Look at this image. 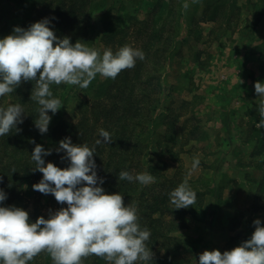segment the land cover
<instances>
[{
	"label": "rangeland",
	"instance_id": "1",
	"mask_svg": "<svg viewBox=\"0 0 264 264\" xmlns=\"http://www.w3.org/2000/svg\"><path fill=\"white\" fill-rule=\"evenodd\" d=\"M91 2L87 45L101 52L126 44L143 52L157 46L168 49L170 57L158 60H164L160 97L175 113L184 112L174 123L176 144H181L179 132L186 116L189 120L185 126L196 128V137L190 136L181 144L182 149L173 147L177 157L167 152L170 138L151 140L144 156L146 161H163L161 170L167 177L182 173L193 187L205 192L203 208L195 217L188 216L186 227L174 232L182 239L183 259L176 264H194L204 250H230L231 238L240 234L252 208L259 206L254 216L264 219V129L255 127L260 116L253 87L254 82L264 81V0H187L188 8L183 7L185 0ZM35 3L0 0V37L12 32L14 22L30 17ZM137 19L143 22L136 23ZM124 27L128 30L127 43L102 36ZM136 28L141 30L137 39ZM157 29L162 32L161 39L153 35ZM103 79L98 74L87 88L64 84L59 92L62 106L54 115L49 114L48 128L59 119L76 121V101L87 98L89 86ZM0 100L4 106L18 103L9 95ZM164 131L162 124L156 127V133ZM49 142L48 130L42 146ZM195 156L200 165L190 172ZM32 185L29 181L23 184L22 198L13 206L27 212L36 207L48 215L52 204L45 194L36 201L39 192ZM259 192L263 197H257Z\"/></svg>",
	"mask_w": 264,
	"mask_h": 264
},
{
	"label": "clouds",
	"instance_id": "2",
	"mask_svg": "<svg viewBox=\"0 0 264 264\" xmlns=\"http://www.w3.org/2000/svg\"><path fill=\"white\" fill-rule=\"evenodd\" d=\"M188 6L185 0L183 7ZM50 23L42 18L26 28L13 26L10 34L0 37V97L13 93L22 80L34 82L31 99L39 106L34 125L41 134L48 130L49 111L54 115L62 106L51 85L87 88L98 74L115 79L122 70L134 67L137 59H144L141 49L127 44L115 52L111 48L101 52L80 40L70 43L67 36L58 38ZM253 87L260 116L255 127L264 129V81L254 82ZM22 114L21 103L0 105V137L13 129L20 131L17 125L23 122ZM111 141L112 134L104 128L98 129V138L91 147L74 144L70 137L61 139L56 151L63 152L62 160L67 159L65 168L46 163L44 157L51 149L35 144L30 159L33 170L42 177L32 188L51 194L66 207L49 211L47 219L37 216L32 222L26 210L3 205L6 193L0 189V264H29L42 251L50 255L52 264H82V259L90 255L110 264L152 261L153 253L146 245L151 232L139 223L136 207L125 205L120 192L109 194L101 187L103 178L98 177L93 159L95 146ZM199 165V157H193L190 172ZM118 175L121 180H135L141 185L155 181L148 171L133 175L121 170ZM169 198L173 209H180L192 206L197 194L186 177L169 192ZM253 224L250 237L238 246L223 252L204 250L194 264H264V226L258 218Z\"/></svg>",
	"mask_w": 264,
	"mask_h": 264
},
{
	"label": "trees",
	"instance_id": "3",
	"mask_svg": "<svg viewBox=\"0 0 264 264\" xmlns=\"http://www.w3.org/2000/svg\"><path fill=\"white\" fill-rule=\"evenodd\" d=\"M92 6L91 0H36L30 17H25L18 23L14 22L13 25L26 28L28 22L33 23L48 18L51 21L49 26L54 28V34L58 38L67 36L70 38V43H75L77 40L86 43L87 9L90 10ZM137 22L143 21L137 19ZM136 31L135 39L141 35L139 28H136ZM153 35L161 39L162 32L157 29ZM102 36L109 40L117 37L116 42L119 44L128 42L125 41L128 37V30L125 27L117 33ZM111 49L115 52L118 48ZM167 50L157 46L151 52L145 51L143 60L137 59L134 67L122 70L115 79L104 78L96 86L90 85L89 96L79 97L76 101L79 118L76 121L59 119L50 129L48 128L50 142L44 147L51 149V153L44 157L45 162H52L57 167L65 168L68 165L67 159L62 160L63 152L56 151L61 139L70 137L74 144L86 143L91 147L98 138L99 128H104L112 134L111 142L95 146L93 159L96 172L98 177L103 178L101 187L105 192L109 194L120 192L125 205L136 207L141 226L150 229L151 235L146 245L153 253V257L148 264H176L183 259L182 239L174 232L186 227L188 216L195 217L203 208L202 196L205 194L193 187L188 180L197 194L196 202L187 208L173 209L169 192L178 186L185 176L177 172L172 177H167L161 170L164 166L163 161L157 159L154 162L144 159L153 139L156 141L159 139L160 142L161 139L170 138L167 152L172 157H177L178 151L173 150V147L178 146L182 149L181 144L187 142L190 136L196 137V128L189 130L185 126L189 120L186 116L179 132L178 139L181 144H176L177 137L173 134L174 123L184 116V112L175 113L169 103L163 104L161 101V68L164 60L170 57ZM162 58L164 60L160 63L158 60ZM33 86L34 82L22 80L13 93L8 94L22 104L25 114H22L23 122L17 125L20 131L13 129L5 137H0V189L6 193V199L2 202L5 206H13V202L22 198L24 183L29 181L34 184L42 177V173L33 170L34 162L30 159L33 147L35 144L42 145V138L45 135L39 133L34 125L39 106L31 99ZM62 87L64 83L51 85L53 95L59 99ZM0 105H3L1 100ZM50 113L49 111L48 114ZM160 124L164 126V133H156V127ZM155 134L157 137L154 138ZM121 170H128L133 175L148 171L155 177V181L141 185L135 180H121L118 175ZM258 182L261 188L262 181ZM42 195L44 194L39 192L36 201ZM256 195L258 198L263 197L261 192ZM45 196L50 205L52 204V211L66 207V204L57 203L51 194ZM254 205L258 206L257 203ZM258 209L259 206L249 209L250 212L243 221V229L238 232L240 234L231 238L233 240L231 249L250 237L255 228L253 220L258 218L254 214ZM28 215L32 222H35L37 216L48 218V215H42L36 207L28 211ZM258 219L264 226V219ZM29 264H52V260L47 252L42 251ZM82 264H110V262L102 257L90 255L82 259Z\"/></svg>",
	"mask_w": 264,
	"mask_h": 264
}]
</instances>
